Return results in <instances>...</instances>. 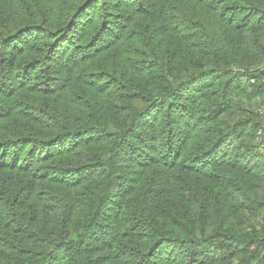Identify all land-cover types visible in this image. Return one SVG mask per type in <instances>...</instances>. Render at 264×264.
I'll return each instance as SVG.
<instances>
[{"label":"trees","instance_id":"obj_1","mask_svg":"<svg viewBox=\"0 0 264 264\" xmlns=\"http://www.w3.org/2000/svg\"><path fill=\"white\" fill-rule=\"evenodd\" d=\"M264 0H0V264H264Z\"/></svg>","mask_w":264,"mask_h":264},{"label":"built area","instance_id":"obj_2","mask_svg":"<svg viewBox=\"0 0 264 264\" xmlns=\"http://www.w3.org/2000/svg\"><path fill=\"white\" fill-rule=\"evenodd\" d=\"M258 113L260 115V126L255 132L256 142L264 149V106L259 108Z\"/></svg>","mask_w":264,"mask_h":264}]
</instances>
